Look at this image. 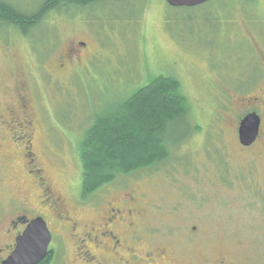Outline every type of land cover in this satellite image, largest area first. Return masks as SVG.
<instances>
[{"label":"rangeland","instance_id":"rangeland-1","mask_svg":"<svg viewBox=\"0 0 264 264\" xmlns=\"http://www.w3.org/2000/svg\"><path fill=\"white\" fill-rule=\"evenodd\" d=\"M4 1L28 14L43 0ZM219 1L193 9L113 0L53 12L29 38L0 35V226L14 208H40L20 127L7 126L26 114L35 158L81 230L99 231L110 204L134 211L141 257L160 249L159 264H264V0ZM160 76L179 80L190 105L168 137L176 142L169 162L82 199L86 131ZM252 112L261 136L245 148L238 128ZM52 230V264H81L70 238L66 246L65 233ZM91 248L116 264L108 250Z\"/></svg>","mask_w":264,"mask_h":264},{"label":"trees","instance_id":"trees-1","mask_svg":"<svg viewBox=\"0 0 264 264\" xmlns=\"http://www.w3.org/2000/svg\"><path fill=\"white\" fill-rule=\"evenodd\" d=\"M110 1L113 0H43L27 14L0 0V35L13 30L29 38L53 12L69 7H95ZM213 1L196 8L214 4ZM39 42L37 37L35 44ZM189 112L190 105L180 81L160 76L119 103L111 113L99 116L79 144L82 199L113 185L121 176L168 163L170 147L176 145L168 137L179 123L187 120ZM52 262L50 253L39 264Z\"/></svg>","mask_w":264,"mask_h":264},{"label":"flooded vegetation","instance_id":"flooded-vegetation-1","mask_svg":"<svg viewBox=\"0 0 264 264\" xmlns=\"http://www.w3.org/2000/svg\"><path fill=\"white\" fill-rule=\"evenodd\" d=\"M77 47L84 49L86 44L79 43ZM21 101V109L25 112L27 108L26 103L23 99ZM27 118L28 116L25 114L24 122H12L7 124V126L9 130L15 124L20 127L18 130H21L20 132L23 135V144L26 143L24 147L25 167L29 177L33 179L36 187L42 193L39 201L40 208L37 206L28 211L14 208V211L8 212L13 213L7 220L5 218V223L0 226V264H3L11 256L16 249L17 239L24 234L29 224L39 217L46 222L48 230L52 235L50 246H52L55 239L52 227L56 226L61 232L65 233V236L62 234L59 235L63 243L68 246L66 238H70L69 240L73 243L74 247H76L79 256L78 261L81 264H104L100 261V257L96 258L93 255L92 246L99 250H108V252L113 255V261L116 264H151L152 262L154 264H159L158 259L162 258V260H166L165 253L160 249L146 251L143 253V257L136 254L135 247H140L142 245L140 241L143 239V235L140 234L139 230L135 231L136 225L134 226L129 220L134 216V211L131 209L128 210V212H123V210H121L122 207L113 208L108 204L106 217L104 218L105 221L99 226V231H97V228L94 226H85L84 229L81 230L80 225L71 217V213L68 211L63 199L52 191V184L50 185L46 179L44 169L40 167L38 159L35 158L36 156L32 148V134H26V130L32 126L30 120ZM15 142L19 145L18 137L15 139ZM28 196L27 194L23 197L27 202L30 201V196ZM129 198H131V202L134 201L131 196H128V199ZM14 201L16 200L14 199ZM126 201L124 199L123 203ZM21 203L22 202H19L18 204L20 205ZM123 203L121 205H124ZM50 246L49 254L52 253L54 258V248L50 249ZM170 261L173 262L172 260ZM221 264H223V262H221Z\"/></svg>","mask_w":264,"mask_h":264},{"label":"water","instance_id":"water-1","mask_svg":"<svg viewBox=\"0 0 264 264\" xmlns=\"http://www.w3.org/2000/svg\"><path fill=\"white\" fill-rule=\"evenodd\" d=\"M172 8H196L213 0H165ZM261 118L247 114L239 123L238 138L241 146L252 147L260 136ZM52 235L41 218L33 220L24 234L17 239L15 251L3 264H39L49 254Z\"/></svg>","mask_w":264,"mask_h":264}]
</instances>
